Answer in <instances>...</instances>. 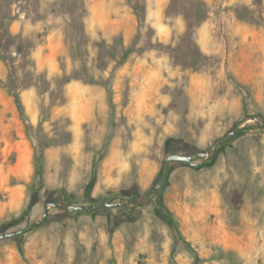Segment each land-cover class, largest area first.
Instances as JSON below:
<instances>
[{
	"label": "rangeland",
	"instance_id": "1",
	"mask_svg": "<svg viewBox=\"0 0 264 264\" xmlns=\"http://www.w3.org/2000/svg\"><path fill=\"white\" fill-rule=\"evenodd\" d=\"M137 1L140 25L126 0H0V233L50 202L142 196L170 154L238 133L173 162L158 203L49 209L0 240V264H264V0H203L193 31L184 2Z\"/></svg>",
	"mask_w": 264,
	"mask_h": 264
},
{
	"label": "water",
	"instance_id": "2",
	"mask_svg": "<svg viewBox=\"0 0 264 264\" xmlns=\"http://www.w3.org/2000/svg\"><path fill=\"white\" fill-rule=\"evenodd\" d=\"M253 119H254V121H256L258 123L264 122V120L259 118V117H255ZM245 120H247V117L242 118L241 121H245ZM237 133H238V128H233L226 136L217 140L214 143L212 149L206 153H200V154H197L194 156H187V155H182V154H178V153L170 154L164 162L162 174L160 176V179H159L157 185L152 190H150L149 192L145 193L142 196H137L134 199L137 201L139 199V202H138V204H139L142 201L148 200L152 196H156L155 203H158V200H159V198H160V196H161V194H162V192L166 186V183H167L168 175L170 172V165L173 162H182V163H189L191 165H195L194 161L197 160L198 158H204L206 161H208L214 156L216 151L222 145H224L229 139H231ZM131 201H132V199H121L118 202L107 201V202H100V203L93 204V205H73V204H65V203H58V202H50V203H47L45 205L44 214L40 220L30 224L29 226H27L26 228H24L22 230H19L16 232L0 233V240H8V239L20 237L24 234H27V233L33 231L34 229H36L40 225L46 223V221L48 220V217H49V209H59V210H63L66 212H78V213L89 214V213H95L99 210L115 209V208H119V207L127 208L128 204Z\"/></svg>",
	"mask_w": 264,
	"mask_h": 264
},
{
	"label": "trees",
	"instance_id": "3",
	"mask_svg": "<svg viewBox=\"0 0 264 264\" xmlns=\"http://www.w3.org/2000/svg\"><path fill=\"white\" fill-rule=\"evenodd\" d=\"M126 3L132 9L133 13L135 14L139 25L144 23L146 20V12H145L146 8H144L141 2L137 0L135 2H133V0H126ZM180 3H183L186 8L185 15L188 16L187 20L189 21V26L191 28L190 30L193 31L204 21L202 9L204 8L205 2L203 0H177V1L175 0L174 2V4L176 5H180ZM0 25H1L0 58H3L4 54H7L8 52L7 45L10 40L9 39L10 33L7 30L6 25L2 23V21ZM189 35L191 36V34ZM187 46H188L189 54H190L192 61L193 62L198 61L199 57L202 56V53L200 49L198 48V46L190 38L187 40ZM128 56H129V49L125 48L124 51L122 52V58L126 59ZM13 81H14L13 74H10V77L7 83L4 85V87L8 89L10 95L13 97L21 118L25 121V123H28V121H26L24 105L22 103L20 94L13 92L14 90ZM179 163H182V162H179ZM184 164L190 165L189 163H184ZM132 202L137 203L138 201L132 198ZM73 213H78V212H73ZM89 214H93V213H89Z\"/></svg>",
	"mask_w": 264,
	"mask_h": 264
}]
</instances>
